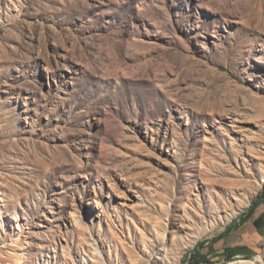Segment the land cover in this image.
<instances>
[{"label":"rangeland","instance_id":"obj_1","mask_svg":"<svg viewBox=\"0 0 264 264\" xmlns=\"http://www.w3.org/2000/svg\"><path fill=\"white\" fill-rule=\"evenodd\" d=\"M263 192L264 0H0V264H264Z\"/></svg>","mask_w":264,"mask_h":264},{"label":"crops","instance_id":"obj_2","mask_svg":"<svg viewBox=\"0 0 264 264\" xmlns=\"http://www.w3.org/2000/svg\"><path fill=\"white\" fill-rule=\"evenodd\" d=\"M261 228L251 220L233 228L228 226L216 235L214 240L209 241L208 246L201 248V255H208L214 261L213 264H219L220 258L226 260L228 254L233 255V258L255 255L263 238Z\"/></svg>","mask_w":264,"mask_h":264},{"label":"trees","instance_id":"obj_3","mask_svg":"<svg viewBox=\"0 0 264 264\" xmlns=\"http://www.w3.org/2000/svg\"><path fill=\"white\" fill-rule=\"evenodd\" d=\"M263 195H264V192H263ZM263 195H261V196L259 197V199H263ZM257 205H258V201L255 202V203L253 204V206H252L251 209L254 210V209L257 207ZM245 221H246V220H243L242 222L244 223ZM262 221H263V216H261V217H259L258 219H256V220L254 221V223H255V225H256L257 227H260L261 224H262ZM232 259H233V255L228 254L226 260H232Z\"/></svg>","mask_w":264,"mask_h":264}]
</instances>
